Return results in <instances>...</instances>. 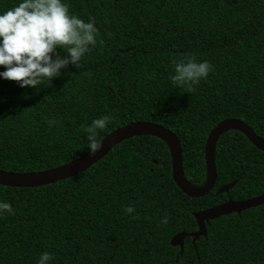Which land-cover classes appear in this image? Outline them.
<instances>
[{
    "label": "trees",
    "instance_id": "trees-1",
    "mask_svg": "<svg viewBox=\"0 0 264 264\" xmlns=\"http://www.w3.org/2000/svg\"><path fill=\"white\" fill-rule=\"evenodd\" d=\"M17 2L0 0V11ZM68 4L92 19L104 43L39 89L0 79V171L33 174L80 158L88 152L84 128L108 114L100 142L134 122L173 133L194 187L205 183L204 145L220 122L239 120L264 140V0ZM192 54L214 70L188 92L169 77L173 59ZM214 161V187L196 199L176 187L169 150L151 136L126 140L55 184L0 186L13 213L0 217V264H36L41 252L53 256L49 264H264V205L210 221L205 238L184 240L182 255L170 245L197 230L195 213L264 194V153L239 131L219 137ZM129 204L135 211L125 215Z\"/></svg>",
    "mask_w": 264,
    "mask_h": 264
},
{
    "label": "clouds",
    "instance_id": "clouds-1",
    "mask_svg": "<svg viewBox=\"0 0 264 264\" xmlns=\"http://www.w3.org/2000/svg\"><path fill=\"white\" fill-rule=\"evenodd\" d=\"M98 37V26L90 18L85 21L70 13L68 0H18L0 11V79L14 81L22 89H39L44 81L50 83L69 65L78 68L86 54L98 44L103 45ZM213 70L207 60H199L194 54L180 55L172 61L169 79L174 86L191 92ZM111 122V114L102 115L84 128L90 155L100 148L98 132ZM48 123L51 126L55 121ZM134 211L131 204L123 208L125 215ZM4 213L13 214L12 207L0 201V217ZM166 222V218L161 220ZM52 260L50 253L41 252L36 264H49Z\"/></svg>",
    "mask_w": 264,
    "mask_h": 264
},
{
    "label": "water",
    "instance_id": "water-1",
    "mask_svg": "<svg viewBox=\"0 0 264 264\" xmlns=\"http://www.w3.org/2000/svg\"><path fill=\"white\" fill-rule=\"evenodd\" d=\"M228 130H236L242 133L249 143L258 151L264 153V140L243 122L236 119H229L216 125L207 136L204 145V161L206 169V180L201 187L190 185L184 178L182 168V151L177 137L167 129L149 122H134L128 124L105 137L100 142L99 150L90 155L88 152L80 158L59 168L38 172L33 174H13L0 171V186L8 188H38L71 178L84 172L100 160L120 143L134 137L151 136L161 140L168 148L171 157L172 180L182 194L188 198H202L214 187L216 182L215 170V146L219 137ZM234 183H230L219 190V194L227 193ZM264 205V194L244 201H232L214 206L212 208L197 212L193 215L197 230L192 233L181 232L175 235L170 245L180 249L179 255L183 253L184 240L192 239V244L199 238L206 237V224L220 217L230 214H240L243 211Z\"/></svg>",
    "mask_w": 264,
    "mask_h": 264
},
{
    "label": "rangeland",
    "instance_id": "rangeland-1",
    "mask_svg": "<svg viewBox=\"0 0 264 264\" xmlns=\"http://www.w3.org/2000/svg\"><path fill=\"white\" fill-rule=\"evenodd\" d=\"M106 157V156H105Z\"/></svg>",
    "mask_w": 264,
    "mask_h": 264
}]
</instances>
